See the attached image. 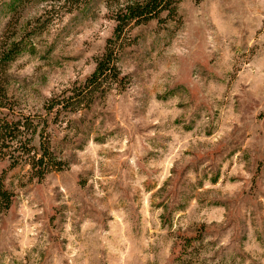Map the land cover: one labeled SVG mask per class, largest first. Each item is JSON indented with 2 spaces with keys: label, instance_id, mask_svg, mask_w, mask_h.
Wrapping results in <instances>:
<instances>
[{
  "label": "rangeland",
  "instance_id": "rangeland-1",
  "mask_svg": "<svg viewBox=\"0 0 264 264\" xmlns=\"http://www.w3.org/2000/svg\"><path fill=\"white\" fill-rule=\"evenodd\" d=\"M116 3L48 20L44 0H0V47L23 44L1 77L18 113L43 120L95 71ZM162 18L127 32L121 80L90 111L51 124L64 170L0 158L15 193L0 264H264V0Z\"/></svg>",
  "mask_w": 264,
  "mask_h": 264
},
{
  "label": "trees",
  "instance_id": "trees-1",
  "mask_svg": "<svg viewBox=\"0 0 264 264\" xmlns=\"http://www.w3.org/2000/svg\"><path fill=\"white\" fill-rule=\"evenodd\" d=\"M51 5L47 14L48 20L57 17L60 12H73L89 3V0H44ZM181 0H117L114 19L116 26L114 35L106 46V50L97 59L95 71L86 81L73 88L69 93L55 94L44 104L47 116L43 120L35 115L18 113L10 104L9 96L2 80V72L23 49L18 41H6L0 47V158H9L11 167L21 162L30 165L34 176L43 178L52 171L64 170L69 162L64 158V150L52 138L51 124L58 120L65 122L68 114L90 111L98 99L107 94L106 83L120 81L119 56L122 49L129 44L127 32L137 25L152 19L162 20L167 12L173 16L177 12ZM57 8V9H56ZM55 9V10H54ZM52 12H56L53 14ZM53 115V117H50ZM66 118V119H67ZM70 122V120L68 121ZM70 133L66 134L68 138ZM38 137V145L34 143ZM4 173L0 176V211L10 209L15 193L5 184Z\"/></svg>",
  "mask_w": 264,
  "mask_h": 264
}]
</instances>
